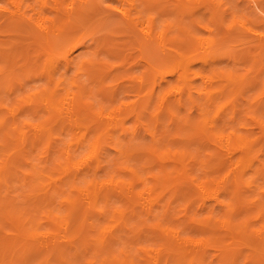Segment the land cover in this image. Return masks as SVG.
I'll list each match as a JSON object with an SVG mask.
<instances>
[{"label": "bare ground", "instance_id": "bare-ground-1", "mask_svg": "<svg viewBox=\"0 0 264 264\" xmlns=\"http://www.w3.org/2000/svg\"><path fill=\"white\" fill-rule=\"evenodd\" d=\"M0 264H264V0H0Z\"/></svg>", "mask_w": 264, "mask_h": 264}]
</instances>
